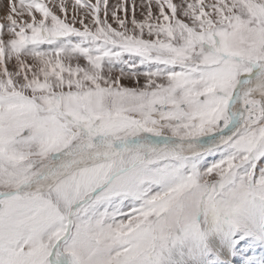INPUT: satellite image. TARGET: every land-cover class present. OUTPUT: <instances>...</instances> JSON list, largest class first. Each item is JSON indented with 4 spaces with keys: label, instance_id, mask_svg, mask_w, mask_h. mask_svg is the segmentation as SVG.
<instances>
[{
    "label": "snow or ice",
    "instance_id": "6c2138e0",
    "mask_svg": "<svg viewBox=\"0 0 264 264\" xmlns=\"http://www.w3.org/2000/svg\"><path fill=\"white\" fill-rule=\"evenodd\" d=\"M0 7V264H264V0Z\"/></svg>",
    "mask_w": 264,
    "mask_h": 264
},
{
    "label": "bare ground",
    "instance_id": "6f19581e",
    "mask_svg": "<svg viewBox=\"0 0 264 264\" xmlns=\"http://www.w3.org/2000/svg\"><path fill=\"white\" fill-rule=\"evenodd\" d=\"M2 11H3V9H2V7H0V15H2Z\"/></svg>",
    "mask_w": 264,
    "mask_h": 264
},
{
    "label": "rangeland",
    "instance_id": "374dc122",
    "mask_svg": "<svg viewBox=\"0 0 264 264\" xmlns=\"http://www.w3.org/2000/svg\"><path fill=\"white\" fill-rule=\"evenodd\" d=\"M2 14H3V11H2Z\"/></svg>",
    "mask_w": 264,
    "mask_h": 264
}]
</instances>
